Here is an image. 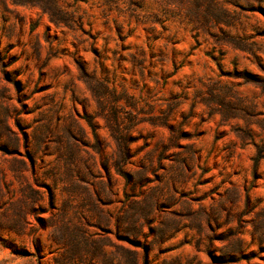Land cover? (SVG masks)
<instances>
[{
	"label": "rangeland",
	"instance_id": "rangeland-1",
	"mask_svg": "<svg viewBox=\"0 0 264 264\" xmlns=\"http://www.w3.org/2000/svg\"><path fill=\"white\" fill-rule=\"evenodd\" d=\"M259 149L264 0H0V264H264Z\"/></svg>",
	"mask_w": 264,
	"mask_h": 264
},
{
	"label": "trees",
	"instance_id": "trees-1",
	"mask_svg": "<svg viewBox=\"0 0 264 264\" xmlns=\"http://www.w3.org/2000/svg\"><path fill=\"white\" fill-rule=\"evenodd\" d=\"M82 70L84 72V69ZM87 84H88V81H87ZM102 86L103 84L101 85V87L100 86L99 87L89 86L90 90L93 93V96L99 101H101V99L106 97V94H107L105 91V87H102ZM252 110L255 111V106L252 107ZM116 114H114L113 117H111L110 119H107L108 120L107 123L109 124L108 127L111 130L113 137L115 138V140L117 141L119 145V150L121 151L122 156H125L126 158H128L130 156L129 155L130 149L128 147L129 141L126 139L125 135L124 136L122 135V137L118 136L119 134H122V133L120 132V129H119V117ZM255 146L258 148V145H256V143H255ZM262 159H264V152L259 149L258 155L257 157H255V163L258 164L260 160Z\"/></svg>",
	"mask_w": 264,
	"mask_h": 264
}]
</instances>
